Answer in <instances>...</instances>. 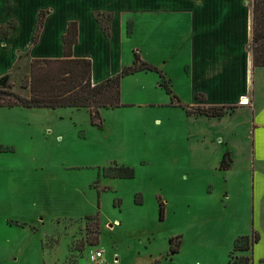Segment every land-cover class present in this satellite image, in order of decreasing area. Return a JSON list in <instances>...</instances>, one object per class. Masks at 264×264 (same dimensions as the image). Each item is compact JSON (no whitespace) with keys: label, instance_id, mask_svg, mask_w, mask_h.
Wrapping results in <instances>:
<instances>
[{"label":"rangeland","instance_id":"374dc122","mask_svg":"<svg viewBox=\"0 0 264 264\" xmlns=\"http://www.w3.org/2000/svg\"><path fill=\"white\" fill-rule=\"evenodd\" d=\"M133 36L109 71L132 64L139 48L190 104L182 43L155 44L150 30ZM29 72L10 76L24 96ZM160 85L154 71L124 77V105L102 110L103 127L88 108L0 107V264H86L93 248L104 251L102 264H228L251 255L233 246L254 232L253 264H264V172L253 200L251 111L196 121ZM227 150L233 165L221 170ZM121 166L134 176L115 177Z\"/></svg>","mask_w":264,"mask_h":264},{"label":"crops","instance_id":"0c3cea01","mask_svg":"<svg viewBox=\"0 0 264 264\" xmlns=\"http://www.w3.org/2000/svg\"><path fill=\"white\" fill-rule=\"evenodd\" d=\"M253 6L254 0H0V25L15 24L7 37L0 38V76H12L27 65L30 68L34 58L63 57V38L71 21L79 26L74 56L92 60L93 84L116 75L127 65L118 62L116 71H109L134 33L150 30L155 44L170 40L182 43L190 58L184 79L193 87V101L186 104L179 99L183 105L179 107L185 112L184 107L196 106L226 109L222 117L186 112L189 118L222 119L246 106L251 111L254 200L255 181L264 172V67L253 65ZM41 12L45 13L44 24L35 41ZM104 15L110 18V35L103 28ZM227 135H217L218 142L231 144Z\"/></svg>","mask_w":264,"mask_h":264},{"label":"trees","instance_id":"16d2710c","mask_svg":"<svg viewBox=\"0 0 264 264\" xmlns=\"http://www.w3.org/2000/svg\"><path fill=\"white\" fill-rule=\"evenodd\" d=\"M45 13L41 12L34 40L40 35L44 24ZM108 18L103 21V28L107 35H110V24ZM13 22L0 25V38L9 35ZM253 37L252 52L254 67H264V0H254L253 6ZM131 27L128 33L131 34ZM79 39V26L77 21L68 24L67 31L63 38L64 55L61 58H34L30 64V72L23 78L22 85L30 90V95L24 96L13 90L14 84L10 81V75L0 76V107H72L88 108L93 124L103 127L101 119L102 109H111L123 106L122 102V81L123 78L140 71H154L159 74L161 86L170 95L173 105L183 106L179 97L172 88V83L163 70L144 60L140 52H134L132 64L125 66L119 73L108 77L104 81L93 84L92 69L93 63L90 58L75 57L73 47ZM199 98V97H198ZM177 101L176 103H174ZM188 114L207 115L222 117L226 113L225 106H196L187 108ZM233 159L230 151L225 152L220 163L221 170L230 169ZM115 177L130 178L134 176V169L128 166H121L113 172ZM163 211L161 210V213ZM97 234L92 244L99 241V222L95 223ZM260 239L256 232L252 235H243L236 238L233 251H250L251 255L229 256L228 264H253V246ZM172 249L178 251L180 241L171 240ZM232 254V253H231Z\"/></svg>","mask_w":264,"mask_h":264},{"label":"built area","instance_id":"2783aa9c","mask_svg":"<svg viewBox=\"0 0 264 264\" xmlns=\"http://www.w3.org/2000/svg\"><path fill=\"white\" fill-rule=\"evenodd\" d=\"M104 251L101 248H93L87 253L86 264H102Z\"/></svg>","mask_w":264,"mask_h":264},{"label":"water","instance_id":"95a60500","mask_svg":"<svg viewBox=\"0 0 264 264\" xmlns=\"http://www.w3.org/2000/svg\"><path fill=\"white\" fill-rule=\"evenodd\" d=\"M244 100L247 101V98L245 97Z\"/></svg>","mask_w":264,"mask_h":264}]
</instances>
